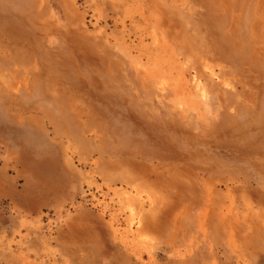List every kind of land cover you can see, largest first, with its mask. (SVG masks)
Returning a JSON list of instances; mask_svg holds the SVG:
<instances>
[{
  "label": "rangeland",
  "instance_id": "rangeland-1",
  "mask_svg": "<svg viewBox=\"0 0 264 264\" xmlns=\"http://www.w3.org/2000/svg\"><path fill=\"white\" fill-rule=\"evenodd\" d=\"M0 264H264V0H0Z\"/></svg>",
  "mask_w": 264,
  "mask_h": 264
}]
</instances>
